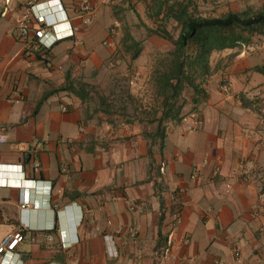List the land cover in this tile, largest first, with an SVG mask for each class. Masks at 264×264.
<instances>
[{"label": "crops", "instance_id": "1", "mask_svg": "<svg viewBox=\"0 0 264 264\" xmlns=\"http://www.w3.org/2000/svg\"><path fill=\"white\" fill-rule=\"evenodd\" d=\"M42 1L0 0V242L23 235L12 264H264V123L255 107L258 91L264 102V36L213 51L207 96L183 111L198 113L196 128L168 119L161 139L156 122L89 113L55 89L79 78L73 72L118 63L132 41L140 52L168 41L142 42L132 24L156 28L168 5L186 0H53L65 9L54 16L68 19L55 33L77 29L54 43L49 67L24 54L15 27ZM81 1L94 7L88 18L74 12ZM197 2L208 17L264 4ZM167 245L172 256L163 259Z\"/></svg>", "mask_w": 264, "mask_h": 264}, {"label": "trees", "instance_id": "2", "mask_svg": "<svg viewBox=\"0 0 264 264\" xmlns=\"http://www.w3.org/2000/svg\"><path fill=\"white\" fill-rule=\"evenodd\" d=\"M160 7L161 5H158L157 9ZM168 18L177 22V37L166 29L165 22ZM163 22L156 28L143 25L147 34H155L168 40L172 48L157 55L155 67L151 72L156 90L155 101L145 116L138 115L140 122H156L158 133L165 120H182L189 99L197 106L206 98L204 83L211 73L209 58L213 51L226 48L239 50L243 45L249 44L254 36H264V4L256 9L248 7L243 11H229L220 16L208 17L191 13L188 5L179 3L167 6ZM126 48L130 49L132 58H136L141 50L140 43L136 41L126 45ZM90 87L92 86L80 77L70 79L68 75L65 83L55 90L69 91L83 103L96 102L95 111L113 113L110 95L100 94ZM121 91L122 97L124 95L132 98L123 89ZM187 93L191 95L188 97ZM163 137L160 132V138Z\"/></svg>", "mask_w": 264, "mask_h": 264}, {"label": "rangeland", "instance_id": "3", "mask_svg": "<svg viewBox=\"0 0 264 264\" xmlns=\"http://www.w3.org/2000/svg\"><path fill=\"white\" fill-rule=\"evenodd\" d=\"M186 2L191 13L209 16L205 12L208 10L204 6L199 5L197 0H186ZM216 14H220V11H217ZM132 26V29L137 33V38L145 42V37L148 35L146 28L138 23L132 24ZM165 26L171 35L177 37L179 32L177 25L169 20ZM145 44L146 49H148V43ZM152 47L155 49L152 48L140 52L136 58L130 56L132 53L123 50L124 52L121 51L119 53L118 58L120 61L118 63L104 66H89L82 73L73 72V77H80L84 82L92 86L90 87L91 89L100 94L105 96L110 95L109 100L114 112L107 115L109 118L120 116V120H122L123 116V119L126 121H140L138 115L145 116L155 101L156 90L151 72L155 67L157 55L171 50L172 45L169 44V41H164V43L158 41V43H153ZM137 73H139L138 79L135 78ZM122 89L126 93H129L132 98L124 97V95L122 97ZM189 95L191 94L187 93L188 97ZM95 104L96 102L94 101H88L83 106L87 108L89 113L92 111L93 113L103 112L101 110L95 111Z\"/></svg>", "mask_w": 264, "mask_h": 264}, {"label": "built area", "instance_id": "4", "mask_svg": "<svg viewBox=\"0 0 264 264\" xmlns=\"http://www.w3.org/2000/svg\"><path fill=\"white\" fill-rule=\"evenodd\" d=\"M53 0H43L42 2L29 3L26 8H24L21 16L16 21V32L18 36L22 39L24 54L36 55L39 54L40 57L45 61V64L49 67L50 62V50L54 43L62 38L70 37L75 33L77 29L75 26L70 25L65 31L55 33L54 28L60 23L68 21L67 16L64 15L62 20L55 17L54 14L59 12H64L65 9L61 3H52ZM45 5V7L40 8ZM93 5L88 1H81L74 7V12L79 17H87L93 12ZM56 10V12H53ZM139 73L135 75V78H139ZM222 88L228 90L229 85L227 82L222 83ZM257 97H262V92H257ZM258 98V103L255 104L258 117L260 122L264 123V102ZM65 110V106L62 107ZM198 118L197 112H191L184 115L182 121L188 130H194L196 126L190 122V120H196ZM1 141V140H0ZM21 149L23 147H20ZM39 165V164H36ZM161 172L164 171V163L160 166ZM219 168L216 167L213 171V175H217ZM230 188V184L227 185ZM27 203L23 201L22 206ZM133 208V207H132ZM132 235L137 234V230H130ZM23 238L21 232L14 235H7L0 242V264H12V259L18 256L14 251L15 244ZM105 238L110 243L108 245L109 255H115L112 244L111 237L106 235ZM239 255V253H236ZM172 256L171 245L165 246L161 251V257L163 259H168Z\"/></svg>", "mask_w": 264, "mask_h": 264}, {"label": "clouds", "instance_id": "5", "mask_svg": "<svg viewBox=\"0 0 264 264\" xmlns=\"http://www.w3.org/2000/svg\"><path fill=\"white\" fill-rule=\"evenodd\" d=\"M60 232H61V231H60ZM60 235H61V239H62V241H63V239H64V238H63L64 236L62 237L63 233H62V234H60Z\"/></svg>", "mask_w": 264, "mask_h": 264}, {"label": "water", "instance_id": "6", "mask_svg": "<svg viewBox=\"0 0 264 264\" xmlns=\"http://www.w3.org/2000/svg\"><path fill=\"white\" fill-rule=\"evenodd\" d=\"M55 264H57V263H55Z\"/></svg>", "mask_w": 264, "mask_h": 264}]
</instances>
